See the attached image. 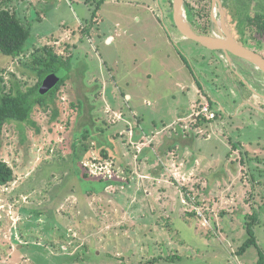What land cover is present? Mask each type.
Wrapping results in <instances>:
<instances>
[{"label": "rangeland", "instance_id": "374dc122", "mask_svg": "<svg viewBox=\"0 0 264 264\" xmlns=\"http://www.w3.org/2000/svg\"><path fill=\"white\" fill-rule=\"evenodd\" d=\"M184 2L197 24L209 13V0ZM0 8L30 30L24 54L0 53V93L32 89L37 78L26 66L38 49L69 60L47 110L34 107L35 125L4 126L0 159L15 179L0 188V264L257 263L254 245L238 252L249 232L264 252L256 170L259 161L264 170V119L250 113L244 122L240 98L213 91L201 72L208 51L169 18L171 33L162 24L169 0H0ZM205 104L220 119L229 108L235 120L200 124L191 114ZM235 142L260 187L243 179ZM102 150L115 162H104V176L123 181L104 191L77 166Z\"/></svg>", "mask_w": 264, "mask_h": 264}, {"label": "flooded vegetation", "instance_id": "af4514ba", "mask_svg": "<svg viewBox=\"0 0 264 264\" xmlns=\"http://www.w3.org/2000/svg\"><path fill=\"white\" fill-rule=\"evenodd\" d=\"M160 12L163 26L171 33L165 24V20L169 18L170 24L176 29L173 23L172 9L170 8L168 11L161 9ZM185 13L192 30L195 33H200L196 21L187 15L186 5ZM208 18V26L203 30L204 35L219 39H226L227 36H230L239 46L264 60V0H219L216 5H214L213 0H210ZM206 50L208 51L207 55L205 53L201 56V59L205 61L200 63L201 72L205 77L208 76L209 81L215 83L216 86L212 88L213 91L219 95L231 97L235 94L238 96L240 101L236 106L238 107L237 113L245 111L247 116H244V122L251 121L248 119L250 113L261 114V118L264 119V72L254 63L235 55L230 50ZM203 64L206 65L204 68ZM215 119L220 122L223 120L233 122L235 120L233 116L220 119L216 113L213 121H216ZM236 144L235 150L240 154L243 176L248 175L246 176L248 180H251L250 183L254 189L258 186L255 184L257 176L253 167L248 166L249 160H253L249 157V153L244 150L245 148H242V143ZM254 161L257 162V159ZM260 164L259 161L256 170L259 171L258 176L263 177L264 170L259 169ZM243 168H247V173ZM253 173H255V178L252 176ZM257 184L264 187L262 179ZM258 194L261 195L262 192Z\"/></svg>", "mask_w": 264, "mask_h": 264}, {"label": "trees", "instance_id": "16d2710c", "mask_svg": "<svg viewBox=\"0 0 264 264\" xmlns=\"http://www.w3.org/2000/svg\"><path fill=\"white\" fill-rule=\"evenodd\" d=\"M170 5H172V1L169 0ZM210 2V0H209ZM208 3V2H207ZM186 11L187 15L190 16V18L194 19L195 12L193 9L186 3ZM209 8V7H208ZM209 10V9H208ZM96 9L93 10L92 19L96 16L95 13ZM205 17L201 21L200 24H198V28L200 30V33H197L198 35H204L203 30L207 28L208 26V12H204ZM202 29V30H201ZM86 35H89V29L85 30ZM30 37V30L29 28L22 22V20L9 9H1L0 8V53L3 56L10 57L12 60L20 57L22 54H24V48L25 45ZM35 52L36 54L34 56V59L32 62L27 65L32 72H34L37 83L32 87V89L26 90V92H23L22 90H16V93H14L12 90L6 91V88L3 87L2 91L0 93V148L2 145V136H3V129L6 124L9 123H29L32 125H35L32 121V113L35 106H38L39 108H42L43 110H47V107H49V101L46 100L45 97L49 94L55 95L59 88L62 86V84L66 81V78H61L60 81L57 83L55 87H53L51 90H49L46 94H39V89L42 86V83L44 79L53 73H58L60 69L66 68L68 66L69 60H64L61 56H59L52 47H43L41 50L38 49ZM67 69V68H66ZM2 78H0V82L2 83ZM38 90V92H37ZM38 95L37 98H35V95ZM55 100V99H54ZM53 101H51L52 104ZM74 107V105H72ZM53 119H57L58 111L56 109L53 110ZM57 117V118H56ZM205 121L202 119H199L198 122ZM90 137V134L86 132L85 134H82L81 138H79V141L87 140ZM136 138V137H135ZM77 143V142H76ZM233 148H237V144H233ZM84 153H87L89 148L85 145H83ZM73 150H76V145L73 144ZM73 151V153H74ZM96 158L91 156L89 154L87 158L84 160L87 161H94L96 163H102L106 160H112L114 162V158L112 156H109L108 153L105 150H102ZM82 157H80L79 162L77 166L80 168L81 172L83 173V179H96L98 182L103 184L102 190L106 188V186L111 184H117V183H123V181L118 178L116 175H113L111 177H104V176H98L93 177L89 174L88 169L84 166V160H82ZM90 176V177H89ZM15 179L13 169L3 160L0 159V188H6L8 187ZM188 198V196H187ZM257 221V220H256ZM248 226L247 231L249 232ZM250 233L251 238L247 240L240 248L238 254L241 255L245 252V250L249 247L254 245L259 252V260L256 264H264V252L259 248L257 243H255L254 235ZM156 261V260H154ZM152 261V263H154ZM146 264H150L149 262Z\"/></svg>", "mask_w": 264, "mask_h": 264}, {"label": "water", "instance_id": "95a60500", "mask_svg": "<svg viewBox=\"0 0 264 264\" xmlns=\"http://www.w3.org/2000/svg\"><path fill=\"white\" fill-rule=\"evenodd\" d=\"M214 5L219 3V0H213ZM172 14H173V23L177 31L183 36V38L195 42L200 46L209 49V50H230L235 55L243 57L248 61L254 63L264 72V60L246 49L239 46L235 43L230 36H227L226 39L214 38L207 35H198L190 27L186 16H185V5L183 0H172ZM222 25V23H219ZM60 81L59 73H53L48 75L39 89V94H46L49 90L57 85ZM225 116V115H224Z\"/></svg>", "mask_w": 264, "mask_h": 264}, {"label": "built area", "instance_id": "2783aa9c", "mask_svg": "<svg viewBox=\"0 0 264 264\" xmlns=\"http://www.w3.org/2000/svg\"><path fill=\"white\" fill-rule=\"evenodd\" d=\"M192 119H202V120H213L215 113L211 110L210 106L205 104L201 106V108L196 109L193 111ZM95 160V159H94ZM87 161V163H84V166L88 169V172L90 175L93 177H98V176H104L106 172L109 171V167L107 165H103L104 162L102 163H96L95 161ZM111 167V165H109ZM106 177V176H104Z\"/></svg>", "mask_w": 264, "mask_h": 264}, {"label": "crops", "instance_id": "0c3cea01", "mask_svg": "<svg viewBox=\"0 0 264 264\" xmlns=\"http://www.w3.org/2000/svg\"><path fill=\"white\" fill-rule=\"evenodd\" d=\"M204 94H205V96H206V93H204ZM221 109H222V112H223L224 115H225V116H223L224 119H225L226 116H228V117L233 116V117H234V114L231 112V110H230L229 108H227V107H225V106H224V107L222 106ZM227 122H228V121L225 120V123H227ZM236 128H237V126H236ZM236 143H239V142H235L234 144H236ZM251 168H252V167H251ZM246 175H247V174H246ZM246 175L243 176V179L246 180L245 182H246L247 185L249 186V182H247V181H248V177H247L248 175H247V176H246ZM245 178H247V179H245Z\"/></svg>", "mask_w": 264, "mask_h": 264}]
</instances>
